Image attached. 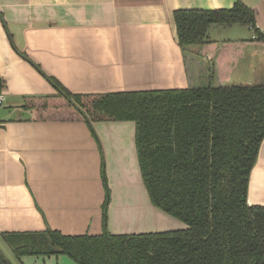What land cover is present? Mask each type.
<instances>
[{
	"label": "crops",
	"instance_id": "obj_1",
	"mask_svg": "<svg viewBox=\"0 0 264 264\" xmlns=\"http://www.w3.org/2000/svg\"><path fill=\"white\" fill-rule=\"evenodd\" d=\"M237 1L254 10L255 26L264 33V0H0V235L186 228L150 200L135 122L37 121L25 98L55 95L47 77L72 93L188 88L192 78H205L201 62L208 60L222 85L264 83V41L254 38L251 27L210 26L209 41L192 49L198 56L191 65L178 42L175 11L229 9ZM236 25L250 37L239 35ZM248 203L264 206V142ZM41 257L16 260L74 263L62 255Z\"/></svg>",
	"mask_w": 264,
	"mask_h": 264
},
{
	"label": "trees",
	"instance_id": "obj_2",
	"mask_svg": "<svg viewBox=\"0 0 264 264\" xmlns=\"http://www.w3.org/2000/svg\"><path fill=\"white\" fill-rule=\"evenodd\" d=\"M179 45L209 41L218 24L251 27L255 12L233 8L178 10ZM188 88L72 93L54 77L55 95L28 96L37 121H133L141 175L154 206L184 222L177 230L64 235L48 229L0 236L18 258L67 255L76 264H264V206L249 205L252 171L264 142V83L222 85L213 61ZM4 88L0 77V94ZM107 200L110 188L105 179ZM0 264H10L0 247Z\"/></svg>",
	"mask_w": 264,
	"mask_h": 264
},
{
	"label": "rangeland",
	"instance_id": "obj_3",
	"mask_svg": "<svg viewBox=\"0 0 264 264\" xmlns=\"http://www.w3.org/2000/svg\"><path fill=\"white\" fill-rule=\"evenodd\" d=\"M235 29H238V34L239 35H241V36H245V37H250V32H247L248 31V29L247 28H243V27H241V26H239V25H236L235 26ZM247 30V31H246ZM237 31V30H236ZM234 35V31L232 32V30H229L228 31V33L226 34V36H229V37H232ZM237 36V35H236ZM236 83L235 84H238V85H244V84H247V80L246 79H241V80H237V81H235ZM257 82H260V81H257ZM255 84H258V83H255ZM260 84V83H259ZM226 85H228V84H226ZM231 85V84H230ZM0 247H1V249H2V251H3V253L6 255V257L10 260V263L11 264H19L18 262H17V260L16 259H18L15 255H14V253L13 252H11V250L9 249V247L4 243V241L3 240H0ZM43 257H46V256H42L41 258H42V260L43 259H45V260H49L48 258H43ZM62 257H64V259H69L71 262L73 261V260H71V258L69 257V256H67V255H62ZM40 260V259H39ZM20 261V260H19ZM42 262V261H41ZM41 262H39L38 264H42ZM57 262H58V260H57ZM63 263L62 264H64V262H65V260L64 261H62ZM74 262V261H73ZM34 263H37L36 261H34ZM34 263H32V264H34ZM75 263V262H74ZM73 263V264H74Z\"/></svg>",
	"mask_w": 264,
	"mask_h": 264
},
{
	"label": "built area",
	"instance_id": "obj_4",
	"mask_svg": "<svg viewBox=\"0 0 264 264\" xmlns=\"http://www.w3.org/2000/svg\"><path fill=\"white\" fill-rule=\"evenodd\" d=\"M255 37H256V36L254 35V38H255ZM4 99H5L4 95L0 94V105H2Z\"/></svg>",
	"mask_w": 264,
	"mask_h": 264
},
{
	"label": "water",
	"instance_id": "obj_5",
	"mask_svg": "<svg viewBox=\"0 0 264 264\" xmlns=\"http://www.w3.org/2000/svg\"><path fill=\"white\" fill-rule=\"evenodd\" d=\"M11 264V263H10Z\"/></svg>",
	"mask_w": 264,
	"mask_h": 264
}]
</instances>
